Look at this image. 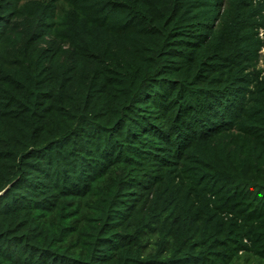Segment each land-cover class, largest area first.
<instances>
[{"label":"trees","instance_id":"16d2710c","mask_svg":"<svg viewBox=\"0 0 264 264\" xmlns=\"http://www.w3.org/2000/svg\"><path fill=\"white\" fill-rule=\"evenodd\" d=\"M264 0H0V264H264Z\"/></svg>","mask_w":264,"mask_h":264},{"label":"rangeland","instance_id":"374dc122","mask_svg":"<svg viewBox=\"0 0 264 264\" xmlns=\"http://www.w3.org/2000/svg\"><path fill=\"white\" fill-rule=\"evenodd\" d=\"M261 56L262 57L258 65V69H261L262 71H264V49L261 50Z\"/></svg>","mask_w":264,"mask_h":264},{"label":"built area","instance_id":"2783aa9c","mask_svg":"<svg viewBox=\"0 0 264 264\" xmlns=\"http://www.w3.org/2000/svg\"><path fill=\"white\" fill-rule=\"evenodd\" d=\"M260 36L261 37L264 36V32L263 31L260 32Z\"/></svg>","mask_w":264,"mask_h":264},{"label":"clouds","instance_id":"9594fccd","mask_svg":"<svg viewBox=\"0 0 264 264\" xmlns=\"http://www.w3.org/2000/svg\"><path fill=\"white\" fill-rule=\"evenodd\" d=\"M261 31H263V29H261L260 32H261ZM263 32H264V31H263ZM259 35H260V33H259ZM260 37H261V36H260ZM262 37H263V36H262ZM259 62H260V61H259Z\"/></svg>","mask_w":264,"mask_h":264}]
</instances>
